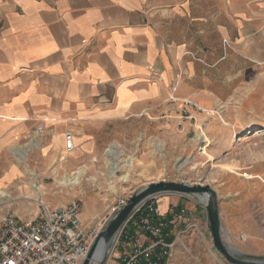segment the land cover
<instances>
[{
	"label": "crops",
	"instance_id": "obj_1",
	"mask_svg": "<svg viewBox=\"0 0 264 264\" xmlns=\"http://www.w3.org/2000/svg\"><path fill=\"white\" fill-rule=\"evenodd\" d=\"M222 45L234 53L223 55ZM227 58L264 63V0H0V189L27 171L21 166L24 156L71 163L92 158L100 149L94 128L108 121L143 115L168 120L173 99L208 92L185 83L197 78L200 62ZM212 72L218 81L242 75L222 74L216 64ZM210 101L201 96L196 103L222 118L220 106L213 109ZM67 130L73 134L70 151L64 144ZM226 130L215 119L206 127L210 135ZM253 158L240 172L237 161L234 171H219L212 188L224 243L264 257V152L255 151ZM58 168L64 167L53 169ZM182 206L196 226L163 264H192L183 244L195 264L202 258L230 264L213 247L200 205L173 193L156 199L163 217ZM126 230L136 234L133 225Z\"/></svg>",
	"mask_w": 264,
	"mask_h": 264
},
{
	"label": "rangeland",
	"instance_id": "obj_2",
	"mask_svg": "<svg viewBox=\"0 0 264 264\" xmlns=\"http://www.w3.org/2000/svg\"><path fill=\"white\" fill-rule=\"evenodd\" d=\"M221 51L223 55L234 53L228 45H222ZM200 64L197 78L190 76L185 83L207 90L212 97L210 107L218 110L220 106L218 111L222 118L215 113L206 115L199 109L196 101L201 96L208 97L207 93H191L184 95V99L172 100L175 105L167 122L143 115L108 121L94 128L93 136L100 149L92 158L71 163L68 158L47 161L29 155L21 159L22 170L28 167L27 171L20 174L11 187L0 189L9 194L0 199V216L12 212L27 220L41 208L39 201L50 207L77 201L84 214L82 225L89 222L95 226L120 197L128 198L149 182L165 180L212 187L217 173L234 171L236 161L242 163L236 172L250 166L255 160L254 152H264V63H249L239 58L235 62L227 58L219 63L203 61ZM214 64L220 67L222 74L235 70L242 75L222 76L218 81L212 78ZM186 102L196 106L189 107ZM214 119L227 130L211 135L206 132L207 124ZM234 121L239 124H233ZM35 143L34 140L32 144ZM69 162L75 164L67 170ZM223 164L233 165V168L227 169ZM44 165L46 167H42ZM56 165L64 168L55 171ZM74 171H80L78 185L62 187L58 184ZM163 195L166 194L157 197ZM192 200L196 207H202L198 199ZM95 213L101 215L99 219V216L91 218ZM116 242L117 237L104 255L108 264H118L117 257L113 256L118 250ZM181 250L192 264L198 262L184 246ZM199 263L208 264V260L202 258Z\"/></svg>",
	"mask_w": 264,
	"mask_h": 264
},
{
	"label": "built area",
	"instance_id": "obj_3",
	"mask_svg": "<svg viewBox=\"0 0 264 264\" xmlns=\"http://www.w3.org/2000/svg\"><path fill=\"white\" fill-rule=\"evenodd\" d=\"M186 104L196 106L191 102ZM64 144L66 151L74 147L70 130L64 133ZM156 199L157 196H153L136 209L139 216L132 221L136 234L123 230L125 226L120 231L115 243L121 250L118 264H160L161 259L172 257L173 246L181 241V236L196 226L195 218L183 206L171 209L166 220L157 210ZM126 200L120 197L98 223L90 227L82 225L77 201L55 207L39 201L41 208L27 220L12 212L5 213L0 216V264H81L98 232ZM202 208L204 225L208 228L206 211ZM181 224L185 227H180ZM168 237L172 240L168 241ZM182 246L186 249L184 244Z\"/></svg>",
	"mask_w": 264,
	"mask_h": 264
},
{
	"label": "water",
	"instance_id": "obj_4",
	"mask_svg": "<svg viewBox=\"0 0 264 264\" xmlns=\"http://www.w3.org/2000/svg\"><path fill=\"white\" fill-rule=\"evenodd\" d=\"M171 193L183 195L191 199L196 198L202 203L206 211L207 225L212 245L228 263L264 264V257L244 255L231 245L224 243L217 193L210 185L165 180L149 182L143 188L130 194L126 203L109 218L98 232L90 246L86 258L81 264H91V260L100 240H102L104 248L108 250L130 217L135 213L136 209L147 199L153 196ZM104 255L98 264L105 263Z\"/></svg>",
	"mask_w": 264,
	"mask_h": 264
},
{
	"label": "bare ground",
	"instance_id": "obj_5",
	"mask_svg": "<svg viewBox=\"0 0 264 264\" xmlns=\"http://www.w3.org/2000/svg\"><path fill=\"white\" fill-rule=\"evenodd\" d=\"M197 104V103H196ZM199 107V109H201V110H203L205 113H206V115H210V114H213V113H215V114H217L218 115V112H215V111H209V110H205L204 109V107L201 105V107L200 106H198ZM19 155V154H18ZM21 156V155H20ZM121 156V155H120ZM24 157H26V156H24ZM20 159H21V157H20ZM126 161V160H125ZM119 162V161H118ZM130 163V161H128L127 160V162H126V164H128L129 166L131 165V163ZM224 166H225V168H227V169H230V168H233V165H225V164H223ZM116 166V165H115ZM223 166V167H224ZM79 174H80V171H74V172H72V173H70L69 175H66V176H64L63 178H62V180H60L59 182H58V184L60 185V186H62V187H66V186H70V185H78L79 184V181H80V178H79ZM250 177V176H249ZM123 179L125 180L126 179V175L123 177ZM29 185H33L32 184V182H30L29 183ZM9 196V194L7 193V192H5V191H0V199L1 198H6V197H8ZM107 252V248H104V244H103V242H102V240H100L99 242H98V246H97V248H96V250H95V252H94V255H93V258H92V260H91V264H98L99 262H100V260L102 259V257H103V255L105 254Z\"/></svg>",
	"mask_w": 264,
	"mask_h": 264
},
{
	"label": "trees",
	"instance_id": "obj_6",
	"mask_svg": "<svg viewBox=\"0 0 264 264\" xmlns=\"http://www.w3.org/2000/svg\"><path fill=\"white\" fill-rule=\"evenodd\" d=\"M138 216H139V214H138V211H137V212H135V213L132 215V217L128 220V222L126 223V225H125V227H124L123 230H125V229H130V227H131V225H132V221H133V219H138ZM168 217H169L168 214H166V215L164 216V218H165L166 220L168 219ZM167 240H168V241L172 240V237H168ZM164 261H165V258L161 259V260H160V264H163Z\"/></svg>",
	"mask_w": 264,
	"mask_h": 264
}]
</instances>
